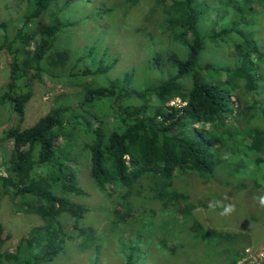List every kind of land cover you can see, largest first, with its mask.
I'll use <instances>...</instances> for the list:
<instances>
[{
	"label": "trees",
	"instance_id": "1",
	"mask_svg": "<svg viewBox=\"0 0 264 264\" xmlns=\"http://www.w3.org/2000/svg\"><path fill=\"white\" fill-rule=\"evenodd\" d=\"M125 1L132 5L139 0ZM153 1L162 14L155 38H164L169 48L151 56L149 62L156 67L147 68L155 71L154 77L143 75L149 83L141 91L124 88L123 80L131 72L123 71L120 82L107 78L113 61L105 63V53L96 56L93 46L78 59L89 60L94 68L67 64L71 50L61 47L60 34L75 24L62 17L72 0H18L22 7L18 24H0V51L7 66L6 81L0 86V125L5 126L0 130L4 169L0 195L9 194L19 209L44 221L19 240L13 253L0 251V264H65L60 257L72 244L66 232L72 227L69 231L76 235L85 213V206L67 197L82 196L75 177L81 154L76 155V148L83 153L93 185L113 210L106 225L127 230L139 223L133 238L141 234V227L148 228L156 248L168 255L181 251L182 260L192 255L196 264H205L207 256L211 262L213 241L219 242L220 260L227 264L242 257L246 246L237 242L242 235L202 232L192 211L206 207L205 191L212 193L211 201L226 204L225 197L244 190L251 177L254 187L262 186L264 109L255 100L261 79L250 60L255 55L251 32L240 26L246 12H254L258 5L257 13L264 12V0H239V4L225 0L233 21L220 25L218 19L219 27L213 25L208 32L198 27L207 9L202 3ZM98 11L104 14L109 9ZM223 38L240 45L234 47L237 66L225 69L221 79L223 69L201 56ZM42 75L74 82L79 91L74 99L57 97L46 114L21 128L32 80ZM231 93L236 106L228 102ZM174 99L180 104H169ZM5 143L10 147L6 149ZM199 182L211 188L198 189ZM190 231L189 247L179 240ZM165 234L173 235L177 243L166 244ZM87 236L75 246L87 250L94 239ZM4 241L0 224V248ZM204 248L207 256L201 255ZM120 263L130 264L128 258Z\"/></svg>",
	"mask_w": 264,
	"mask_h": 264
},
{
	"label": "rangeland",
	"instance_id": "2",
	"mask_svg": "<svg viewBox=\"0 0 264 264\" xmlns=\"http://www.w3.org/2000/svg\"><path fill=\"white\" fill-rule=\"evenodd\" d=\"M17 1L0 0V24H6L8 27L18 24V15L22 11V7L18 5ZM194 1L202 3L207 8L198 25L200 31L207 30L208 32L210 28L213 30L215 28H212L213 25L219 27L216 25L218 19L220 25H227L229 22L231 24L233 21L231 9L229 6L224 7L225 0ZM232 1L238 4L240 2L239 0ZM259 7L260 5L255 7L254 12L251 10V13H245V19L240 28L249 29L251 32L250 40L255 46L253 47L255 55L252 54L250 60L256 73L259 74L258 78L264 82V12H260L261 15L258 14ZM98 8L109 9V12H104V14L103 11L96 12ZM62 15L68 21L75 22L73 26L64 28L60 34L61 47L65 46L71 50L67 64L72 67H79L80 64L82 66L90 65L94 68V63L91 64L89 60L78 59L82 51L93 46L96 56H100L99 54L102 52L105 53V63L109 64L113 61L107 78H116L120 82L123 71L131 72L132 76L123 80L126 83L124 87L126 90L141 91L145 86H148L149 81H143L142 78L143 75L150 79L154 77L155 71L147 68L148 66L156 67L153 62H149L151 56L156 53L161 54L162 51L169 48L164 38H155V35H159L161 31L159 24L162 14L159 8L156 11L153 0H139L132 5H129L125 0H72L71 5ZM44 19L47 21V15H44ZM257 23H259V28L256 27ZM237 44L240 45V41L232 42L229 38H223L205 50L201 58L212 63L215 67L223 69L222 76L220 75V78L223 79L225 69H233L237 66L238 60L234 56L236 52L234 47ZM241 50L245 51L246 49ZM257 55H259V62L255 61ZM6 70L5 56L0 51V86L6 81ZM93 79L91 76V81ZM261 81L257 83L255 100L259 107L264 109V83L260 84ZM30 90L31 96L24 107L21 128L32 125L39 117L46 114L57 97L67 100L74 99V95L79 91L74 82L65 79L51 80L45 75H42L39 80H32ZM244 93L242 92L243 96ZM228 102L230 105L236 106L234 94H229ZM169 104L178 105L180 102L178 99H174ZM3 127L5 126L0 125V130ZM197 127L195 126V128ZM4 147L7 149L10 144L5 143ZM75 151L76 155L83 154L77 148ZM81 154L75 168V177L82 196L67 195V197L76 204L85 206V213L80 220V228L78 231L74 230L77 236L73 235L72 230L69 231L72 227H68L66 236L71 238L72 244L64 249L60 257L62 262L64 261L65 264H121L120 262L128 258L130 264H196L192 255H188L189 259L182 260L181 251L168 255L165 249L156 248L152 241L153 237L147 235L148 228L144 230V227H141V234L133 238L139 232L137 229V226H140L139 223L127 230L121 229L120 226L106 225V222L111 220L113 210L108 209V201L104 194L97 191L93 185ZM69 165L73 166L74 163L70 162ZM3 175L4 169L0 165V176ZM262 175V186L254 187L253 183H256V180L251 177V181L245 183L244 190H233L225 197L227 198L226 204L233 203L236 206V211L230 216H221V208L215 210L208 208L212 194L208 191L202 194L203 200L206 201V207H198L192 211L202 232L242 235L243 238L237 242L240 245H245L246 248L242 257L235 264H264V208L258 204V198L264 196V169ZM200 187L211 188V185L199 182L198 189ZM19 208L17 200L12 199L9 194L0 195V224L5 237L4 244L0 248L1 252L13 253L20 239L31 229L44 224L40 215L24 212L22 208ZM64 224L66 225V220H64ZM67 225H70V222H67ZM90 234L94 239L88 245L87 250L82 249L84 246H75L78 243L81 244L84 237L87 239V235ZM191 235L192 232L188 233L179 242L190 247L188 237ZM164 236L166 244L175 241L177 243V239L173 235L165 234ZM212 245L209 256L211 262L206 259L208 257L207 250L204 248L201 252L202 256H207L203 257L207 261L205 264H227L220 260L219 242L213 241ZM94 250L97 251L96 256Z\"/></svg>",
	"mask_w": 264,
	"mask_h": 264
},
{
	"label": "clouds",
	"instance_id": "3",
	"mask_svg": "<svg viewBox=\"0 0 264 264\" xmlns=\"http://www.w3.org/2000/svg\"><path fill=\"white\" fill-rule=\"evenodd\" d=\"M224 159H227V155H225L223 157ZM250 168H253L254 166L249 165ZM258 204L260 207L264 208V196H260L258 198ZM208 208L210 210H215L217 208H221L222 211L220 212L221 216H230L231 214H233L236 211V206L233 203H228V204H224L220 201H211L208 204Z\"/></svg>",
	"mask_w": 264,
	"mask_h": 264
}]
</instances>
